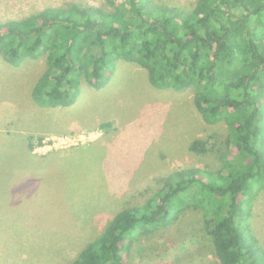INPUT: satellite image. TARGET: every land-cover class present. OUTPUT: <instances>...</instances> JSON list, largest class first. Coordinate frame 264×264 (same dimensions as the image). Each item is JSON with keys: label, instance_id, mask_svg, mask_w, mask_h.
Segmentation results:
<instances>
[{"label": "rangeland", "instance_id": "1", "mask_svg": "<svg viewBox=\"0 0 264 264\" xmlns=\"http://www.w3.org/2000/svg\"><path fill=\"white\" fill-rule=\"evenodd\" d=\"M74 1L104 0H0V22ZM154 1L191 10L197 0ZM46 58L0 59V264H67L164 176L192 167L217 172L237 152L226 121L208 123L197 110L193 86L157 88L147 69L124 58L104 87L82 79L73 105L40 106L32 92ZM195 139L204 151L191 150ZM183 210L137 236L126 264H217L203 212ZM248 213L264 250V189Z\"/></svg>", "mask_w": 264, "mask_h": 264}, {"label": "trees", "instance_id": "2", "mask_svg": "<svg viewBox=\"0 0 264 264\" xmlns=\"http://www.w3.org/2000/svg\"><path fill=\"white\" fill-rule=\"evenodd\" d=\"M47 54L32 96L43 107L71 106L84 79L104 87L124 58L160 89L194 87L208 123L226 121L236 153L217 172L183 168L143 202L124 206L67 264H126L143 232L197 209L217 264H264L247 223L264 189V0H197L186 10L154 0L78 1L0 22V59L19 64ZM195 152L205 144L195 139Z\"/></svg>", "mask_w": 264, "mask_h": 264}, {"label": "crops", "instance_id": "3", "mask_svg": "<svg viewBox=\"0 0 264 264\" xmlns=\"http://www.w3.org/2000/svg\"><path fill=\"white\" fill-rule=\"evenodd\" d=\"M33 154V153H32Z\"/></svg>", "mask_w": 264, "mask_h": 264}]
</instances>
